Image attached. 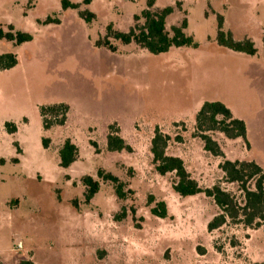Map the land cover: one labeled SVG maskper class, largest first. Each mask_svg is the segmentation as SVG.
<instances>
[{
	"label": "rangeland",
	"instance_id": "1",
	"mask_svg": "<svg viewBox=\"0 0 264 264\" xmlns=\"http://www.w3.org/2000/svg\"><path fill=\"white\" fill-rule=\"evenodd\" d=\"M70 1L79 8L63 9L61 0H0V26L33 35L19 45L0 40V52L18 58L0 71V264L264 262V223L253 228L228 220L210 231L208 223L221 212L213 198L180 195L175 173L161 175L151 152L159 127L171 136L167 152L182 157L202 187L221 184L243 200L220 164L254 160L264 168V0H155L154 9L174 7L170 31L186 18L185 31L199 43L158 55L113 37V48L96 44L111 22L128 31L148 0ZM84 9L96 17L86 21L79 14ZM218 13L236 40L255 42V55L218 43ZM47 17L60 21L46 23ZM210 99L228 103L247 121L250 146L210 131L223 154L205 148L196 114ZM61 104L65 111L43 115V106ZM109 134L128 147L110 150ZM68 138L79 151L64 168L59 150ZM100 169L124 182L125 198ZM85 175L100 182L89 201ZM161 200L164 218L151 211Z\"/></svg>",
	"mask_w": 264,
	"mask_h": 264
},
{
	"label": "trees",
	"instance_id": "2",
	"mask_svg": "<svg viewBox=\"0 0 264 264\" xmlns=\"http://www.w3.org/2000/svg\"><path fill=\"white\" fill-rule=\"evenodd\" d=\"M87 3L90 0H86ZM155 0H148L147 7L142 10L141 16H134L136 23L132 25L128 31H122L114 28L113 23L107 25L105 36L99 38L96 42L98 46L111 45L110 38L113 37L125 44L135 42L146 48L152 54H162L170 51L173 47H199V43L194 36L188 34L185 29L188 27V20L183 19L180 25H173L171 31L167 28L168 16L173 13L174 7L167 5L162 9H154ZM62 8L67 9L79 8V2L70 0H61ZM79 14L86 21H92L96 15L88 9L80 10ZM144 18V22L138 20ZM218 29L217 41L221 46L228 49L255 55L258 49L255 42L251 38L236 40L232 33L223 29L224 16L217 14ZM59 19L47 17L46 23L56 22ZM7 30L0 26V40L7 39L19 45L33 39V35L28 31L16 30L13 24H8ZM18 63L17 55L14 52H0V71L10 69ZM66 109L65 105L60 106H43L42 113H56ZM62 118L58 123H62ZM52 122L46 123L48 128ZM6 127L10 132L16 131L17 127L12 122H6ZM220 131L229 139L241 137L247 146H250L248 140L247 123L243 118L234 115L232 109L221 100H206L196 114V135L204 140L205 148L215 155L223 154L219 143L214 140L208 132ZM171 136L164 133L159 127H156L155 133L151 140V152L153 162L157 171L161 175L174 172L176 181L173 188L182 196H191L198 193H205L212 197L221 212L213 217L208 223V229H218L228 220L235 223H243L245 226L257 228L264 223V168L254 160H231L225 159L220 167L224 171L227 181L236 182L243 192V200L240 201L232 192L226 190L221 184H215L211 187H202L198 180L195 179L185 160L177 155H171L167 152ZM44 145L47 147V139H43ZM128 146L125 140L119 135L109 134L108 148L113 151H120ZM78 146L71 140L66 139L59 150L60 166L67 168L78 157ZM98 175L106 181H110L115 186L116 192L120 198H125V184L116 175L111 172H105L103 169L98 171ZM83 183L87 190L85 198L91 200L100 190V182L91 175L83 177ZM153 198L150 197V202ZM153 214L159 217L168 215L167 203L161 200L156 206L151 208ZM125 216V212H122ZM255 264H264V262H256Z\"/></svg>",
	"mask_w": 264,
	"mask_h": 264
},
{
	"label": "crops",
	"instance_id": "3",
	"mask_svg": "<svg viewBox=\"0 0 264 264\" xmlns=\"http://www.w3.org/2000/svg\"><path fill=\"white\" fill-rule=\"evenodd\" d=\"M224 21H225V18H224ZM210 100H221V99H210ZM222 101V100H221ZM228 105V103H226ZM229 106V105H228ZM234 115L238 117V115L235 114L234 110H232ZM245 120V119H244ZM246 121V120H245ZM247 123V121H246ZM247 128H248V135H249V124L247 123ZM17 132V131H16ZM229 139V138H228ZM237 139V138H236Z\"/></svg>",
	"mask_w": 264,
	"mask_h": 264
}]
</instances>
